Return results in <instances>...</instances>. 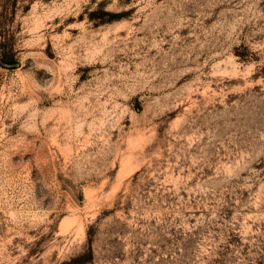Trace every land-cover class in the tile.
<instances>
[{
  "label": "rangeland",
  "instance_id": "374dc122",
  "mask_svg": "<svg viewBox=\"0 0 264 264\" xmlns=\"http://www.w3.org/2000/svg\"><path fill=\"white\" fill-rule=\"evenodd\" d=\"M0 43V264H264V0H0Z\"/></svg>",
  "mask_w": 264,
  "mask_h": 264
},
{
  "label": "trees",
  "instance_id": "16d2710c",
  "mask_svg": "<svg viewBox=\"0 0 264 264\" xmlns=\"http://www.w3.org/2000/svg\"><path fill=\"white\" fill-rule=\"evenodd\" d=\"M4 44L3 43H0V48H1V57L2 59H4V54H5V50H4ZM11 64L14 63V62H10Z\"/></svg>",
  "mask_w": 264,
  "mask_h": 264
}]
</instances>
